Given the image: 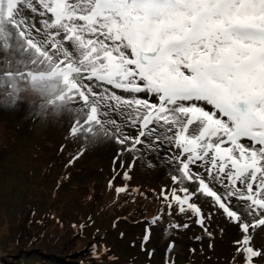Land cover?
<instances>
[{"label": "rangeland", "instance_id": "rangeland-1", "mask_svg": "<svg viewBox=\"0 0 264 264\" xmlns=\"http://www.w3.org/2000/svg\"><path fill=\"white\" fill-rule=\"evenodd\" d=\"M145 26L133 0H0V264H246L234 243L244 234L227 219L238 238H222L225 220L210 198L197 203L210 214L212 237L194 221L174 234L170 225L184 224L188 212L155 217L174 189L198 192L169 162L176 150L114 142L137 136L143 110L134 101L152 97L106 72L115 62L108 54H126ZM42 102L48 107L37 113ZM122 148L130 149L123 167L114 162ZM250 232L264 248V228Z\"/></svg>", "mask_w": 264, "mask_h": 264}, {"label": "snow or ice", "instance_id": "snow-or-ice-1", "mask_svg": "<svg viewBox=\"0 0 264 264\" xmlns=\"http://www.w3.org/2000/svg\"><path fill=\"white\" fill-rule=\"evenodd\" d=\"M133 6L146 26L126 54H108L115 62L105 71L126 82L125 90L152 99L134 101L143 110L134 118L137 136L124 133L114 142L176 150L169 162L198 192L185 187L183 195L164 196L169 207L175 201L179 213H190L184 224L170 225L174 234L194 221L214 235L210 214L197 203L202 194L244 234L234 243L246 264H258L264 248L254 245L250 229L264 228V0H133ZM128 150L118 149L114 162L123 167L121 153ZM192 239L199 244L203 236Z\"/></svg>", "mask_w": 264, "mask_h": 264}, {"label": "trees", "instance_id": "trees-1", "mask_svg": "<svg viewBox=\"0 0 264 264\" xmlns=\"http://www.w3.org/2000/svg\"><path fill=\"white\" fill-rule=\"evenodd\" d=\"M36 56H38V57H41L42 59L44 58L46 61L47 60H49V54L48 53H46L45 51H43V50H40V51H37L36 52ZM44 61V60H43ZM22 66H23V63H19V65H18V67L20 68V70H23V68H22ZM55 70H57V68H54ZM27 70V69H26ZM33 73H35V74H38V75H42V76H44V74H45V72L44 71H36V70H33ZM46 77V76H45ZM76 88L78 89L79 88V85H78V83H74V84H72V86H71V90H76ZM51 106H52V104H50ZM46 108V107H48V105L47 104H44V102H42L39 106H37L36 105V109H38L36 112L37 113H40V111L43 109V108ZM84 153V151H82L79 155L77 154V156H79L80 157V155L81 154H83ZM173 175V174H172ZM174 176V175H173ZM179 178H177V181H173L174 182V184H175V186L173 187V189L174 188H177V185L179 184ZM181 190V189H180ZM174 191H176L175 189H174ZM166 201V200H165ZM172 212H178L179 213V211H178V206L177 205H175V204H171V207H169V202L167 201V202H163V204H161L160 205V208L158 207L157 208V210H156V212H155V217H157V218H163V216H167V214H170V213H172ZM161 215H163V216H161ZM159 216V217H158ZM221 219H222V221H224L225 220V228H224V233H223V235H222V238H223V236H226V237H228L229 239H231V240H235L236 238H238V236L236 235V234H234L232 231H231V224H229L226 220H227V217L225 216V215H222L221 216ZM173 223H175V222H173ZM176 224V223H175ZM238 264H239V262H238Z\"/></svg>", "mask_w": 264, "mask_h": 264}, {"label": "bare ground", "instance_id": "bare-ground-1", "mask_svg": "<svg viewBox=\"0 0 264 264\" xmlns=\"http://www.w3.org/2000/svg\"><path fill=\"white\" fill-rule=\"evenodd\" d=\"M117 32V31H116ZM118 34V33H117ZM129 37V36H128ZM125 39V38H124ZM125 43V42H124ZM124 45V44H123ZM123 48V47H122ZM125 48V47H124ZM133 111V110H132ZM163 153V152H162ZM164 154V153H163Z\"/></svg>", "mask_w": 264, "mask_h": 264}]
</instances>
